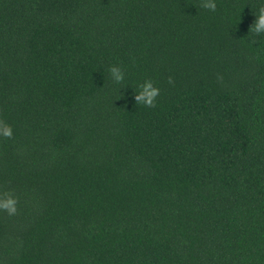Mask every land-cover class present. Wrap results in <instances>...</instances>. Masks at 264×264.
Segmentation results:
<instances>
[{
	"label": "trees",
	"instance_id": "16d2710c",
	"mask_svg": "<svg viewBox=\"0 0 264 264\" xmlns=\"http://www.w3.org/2000/svg\"><path fill=\"white\" fill-rule=\"evenodd\" d=\"M215 4L0 0V264H264V0Z\"/></svg>",
	"mask_w": 264,
	"mask_h": 264
},
{
	"label": "clouds",
	"instance_id": "9594fccd",
	"mask_svg": "<svg viewBox=\"0 0 264 264\" xmlns=\"http://www.w3.org/2000/svg\"><path fill=\"white\" fill-rule=\"evenodd\" d=\"M202 6L215 10V0H202ZM255 16V22L249 31L256 37L264 36V8L260 9ZM108 73L114 82L121 83L124 81L125 73L118 65H111L108 68ZM169 82H171V78H169ZM138 89L134 96L135 102L154 107L156 98L159 95V88L155 87L150 79H145L138 85ZM0 136L9 138L13 136L12 127L3 121H0ZM0 210L6 211L9 215H15L17 212V199L15 196L0 194Z\"/></svg>",
	"mask_w": 264,
	"mask_h": 264
}]
</instances>
